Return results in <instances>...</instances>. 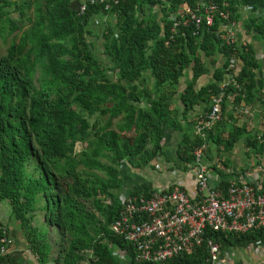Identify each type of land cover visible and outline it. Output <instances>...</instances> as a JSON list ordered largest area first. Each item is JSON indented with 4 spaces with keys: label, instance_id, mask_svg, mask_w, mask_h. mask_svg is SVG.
<instances>
[{
    "label": "trees",
    "instance_id": "trees-1",
    "mask_svg": "<svg viewBox=\"0 0 264 264\" xmlns=\"http://www.w3.org/2000/svg\"><path fill=\"white\" fill-rule=\"evenodd\" d=\"M71 1L0 0V33L4 40L13 37L0 56V203L9 204L37 264H152L135 262L132 245L110 230L120 209V166H142L162 155L165 127L182 131L177 154L187 166L197 138L170 118L181 78L190 74L179 94L184 115L220 93L221 111L228 97L252 106L264 102L262 62L249 42H224L216 33L225 22L219 16L212 26L183 25L180 5L194 7L196 0H118L106 10L88 4L83 12L72 10ZM216 2L232 21L251 6L245 32L264 41V0ZM100 15L109 21L100 30L97 55L90 23ZM214 56L223 59L221 66H210ZM232 56L237 65L230 72ZM145 72L154 89L143 93ZM208 72L212 81L198 87ZM145 96L149 108L141 105ZM240 139L258 156L264 153V129L257 136L245 126L216 137L212 129L207 151L214 145L219 157ZM220 162L219 169L211 167L223 175L229 160ZM38 211L57 230L56 239L31 226ZM209 240L222 253L264 240V228L229 234L207 227L192 252L160 264H210Z\"/></svg>",
    "mask_w": 264,
    "mask_h": 264
},
{
    "label": "built area",
    "instance_id": "built-area-1",
    "mask_svg": "<svg viewBox=\"0 0 264 264\" xmlns=\"http://www.w3.org/2000/svg\"><path fill=\"white\" fill-rule=\"evenodd\" d=\"M78 2V12H83L88 4H103L106 10L118 0ZM242 9L250 10L251 6ZM179 13L184 18L183 25L190 22L212 26L215 17L219 16L225 22L220 23L216 33L226 44L240 41L234 21L229 19L227 12L219 9L216 0H196L194 7L184 2ZM236 65V58L232 56L228 60V70L234 71ZM222 97L223 93L212 95L210 109L194 124L197 141L192 151L194 158L187 164L196 177L194 195L180 187L153 189L147 194H119L120 209L110 224V230L132 245L135 262L160 264L176 255L188 254L202 243L207 227L229 234L264 228V175L252 182L250 174L232 173V169L225 167L221 171L232 173L226 186L210 183L212 170L204 161L207 158V137L222 119ZM10 241L7 232L3 231L0 235V264L7 255ZM208 247L210 264H218L220 245L209 240Z\"/></svg>",
    "mask_w": 264,
    "mask_h": 264
},
{
    "label": "crops",
    "instance_id": "crops-1",
    "mask_svg": "<svg viewBox=\"0 0 264 264\" xmlns=\"http://www.w3.org/2000/svg\"><path fill=\"white\" fill-rule=\"evenodd\" d=\"M240 17L234 20L235 30L239 39L244 42H249L256 50V55L262 62V71L264 73V42L259 40V36L253 33H246L244 27V20L249 15V10H239ZM261 41V42H260ZM210 66H221L223 59L219 56H214L212 60H209ZM233 74L226 75L223 83H227L233 78ZM145 80L139 85L140 90L144 93L150 92L154 89L153 81L149 77L147 72L144 73ZM189 73H186L181 78L180 86L175 95H172L169 101L173 114L170 118H174L176 122H180L184 130L189 131L190 136H196L194 132V124L196 120L205 116L211 106L210 99L201 100L198 104L185 113L183 112L184 106L179 100V94L184 89V80L188 79ZM212 81V74L208 72L198 80V87L206 85ZM153 98V95H150ZM145 96L142 106L149 108V102ZM116 122V120H115ZM236 126H245L250 132H256L257 136L261 134V126H264V102L262 100H255L252 106L245 105L243 103L235 105L233 98L228 97L225 102V108L222 111V119L219 123L213 127L214 137L219 134L226 135V133ZM182 131L165 127L162 137L163 154L157 156L151 162L142 165L135 166L129 162H124L120 166L122 171V188L118 192L120 193H139L148 192L153 189H166L171 187H180L186 190L190 195H194L196 191V177L194 171L184 166L183 162L178 157V149L180 142L182 141ZM197 138V136H196ZM238 144V143H237ZM212 148H215L214 145ZM211 150V149H210ZM204 159L207 165L215 166L219 169L222 162L212 159L208 154ZM227 159H221L223 162H228V167L232 169V173H248L252 177V182L262 179L264 175V153L260 156L250 149V152H246V147H240L239 145L233 150L226 152ZM251 157L245 159V155ZM258 156V157H257ZM220 162V163H219ZM216 169L211 167V179L212 185H220L225 180L229 181L232 173L227 170L220 174ZM8 204V203H7ZM3 212V211H2ZM4 223V222H3ZM5 224L7 234L10 238L8 245L7 255L4 256L3 264H37V260L32 250L29 248L24 231L19 227L17 221ZM122 256V255H121ZM218 264H264V240H257L247 247L228 248L221 253Z\"/></svg>",
    "mask_w": 264,
    "mask_h": 264
},
{
    "label": "rangeland",
    "instance_id": "rangeland-1",
    "mask_svg": "<svg viewBox=\"0 0 264 264\" xmlns=\"http://www.w3.org/2000/svg\"><path fill=\"white\" fill-rule=\"evenodd\" d=\"M17 14L12 11L10 14V17L16 18ZM109 21V17L108 16H95L92 18L91 23H90V29L93 32V35L96 36V38L93 36L92 37V41L95 45V52L96 54H100L101 53V38L99 37L100 34V30L102 29V25H104L105 22ZM12 36L8 37L6 40L3 39V36L0 33V56L4 55L7 52V48L12 40ZM259 40H261L260 38H258ZM18 40V38L16 39V41ZM262 42H264L263 40H261ZM260 41V42H261ZM262 128L264 126H261ZM261 128V131H262ZM259 131V133L261 132ZM246 136V135H245ZM244 147V142L243 139H240V141L238 142V144H235L233 150L237 147ZM82 148V145L80 143L77 144L76 149L80 150ZM248 151V153L250 152L249 148H246V152ZM209 156L212 157V159L215 160V163H217L218 161H220L221 159L226 160L227 159V153H221L219 157L216 156V150L215 148H212L209 152H208ZM245 155V154H244ZM251 158L247 155H245V159ZM251 160V159H248ZM3 211V212H2ZM0 217H1V221L8 224L9 221L11 222H15V219L13 218V216H11L10 213V206L9 204H7V201H2L0 203ZM31 226L33 227H37L40 230L47 232L49 234V237L52 239H56L58 237V233L57 230L54 227L49 226L47 223L44 222L43 217H42V212L38 211L36 212V214L34 215L32 221H31ZM48 264H52L51 262Z\"/></svg>",
    "mask_w": 264,
    "mask_h": 264
},
{
    "label": "water",
    "instance_id": "water-1",
    "mask_svg": "<svg viewBox=\"0 0 264 264\" xmlns=\"http://www.w3.org/2000/svg\"><path fill=\"white\" fill-rule=\"evenodd\" d=\"M70 7H71L72 10L78 11V8H79L78 0H72L70 2Z\"/></svg>",
    "mask_w": 264,
    "mask_h": 264
}]
</instances>
